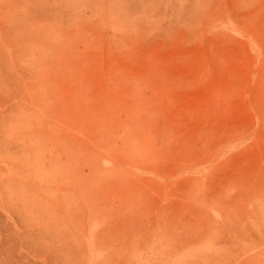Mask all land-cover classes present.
I'll use <instances>...</instances> for the list:
<instances>
[{
  "label": "rangeland",
  "instance_id": "374dc122",
  "mask_svg": "<svg viewBox=\"0 0 264 264\" xmlns=\"http://www.w3.org/2000/svg\"><path fill=\"white\" fill-rule=\"evenodd\" d=\"M0 264H264V0H0Z\"/></svg>",
  "mask_w": 264,
  "mask_h": 264
}]
</instances>
